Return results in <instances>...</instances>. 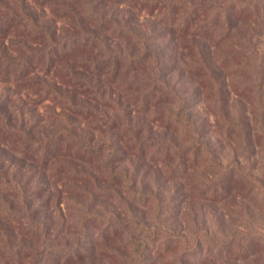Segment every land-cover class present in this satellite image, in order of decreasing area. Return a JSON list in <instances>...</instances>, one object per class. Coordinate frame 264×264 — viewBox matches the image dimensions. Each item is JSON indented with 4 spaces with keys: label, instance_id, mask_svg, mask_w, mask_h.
<instances>
[{
    "label": "trees",
    "instance_id": "16d2710c",
    "mask_svg": "<svg viewBox=\"0 0 264 264\" xmlns=\"http://www.w3.org/2000/svg\"><path fill=\"white\" fill-rule=\"evenodd\" d=\"M155 4L154 0H0V149H4L0 150V264H83L86 257L81 251L96 244L111 261L146 264L148 252L164 254L176 244L187 253L204 246L195 239L187 245L186 238L172 234L155 247L159 239L154 233L163 232L162 224L157 220L149 226L139 219L131 200L139 182L136 173L143 186L148 175L163 171L175 182L174 188L184 186L187 196L201 200L220 194L225 199L236 190L239 177L234 170H242V161L236 156L226 166L217 161L204 137V125L186 113L190 107L172 84L170 76L176 70L196 80L211 101L215 131L236 142V151L245 154L247 162L259 157L261 166L251 169H261V177L248 180L259 185L264 200V50L254 48L263 29L221 25L232 16L230 7L201 21L198 9L189 13L167 5L161 13ZM141 19L148 23L143 24L144 32ZM247 47L256 57L260 52L261 59L252 60ZM231 95L244 105L235 120L228 111ZM46 102L45 108L65 125L42 141L28 127L37 124L35 114L30 112L25 119L24 110ZM246 107L254 112L251 118ZM157 122L162 133L150 127ZM83 123L101 139L82 136L78 130ZM4 151L21 160L3 157ZM126 160H134L130 169L122 166ZM27 163L39 170H26ZM87 165L92 170H86ZM212 168L219 169L223 179L218 177L210 191L206 185ZM68 182L77 183L73 190L90 202L82 207L78 222H65L81 232L74 247H55L45 228L39 231L33 226L42 205L36 201L56 196L55 207L61 211V194L54 191H59L58 183ZM112 197L126 205L125 219L115 211L104 210L103 215L91 211L98 198L117 203ZM137 198L140 208L153 204L162 210L154 194L140 193ZM9 222L31 240L36 233L43 239L15 246L7 233ZM235 237L220 244L209 239L208 249L232 247ZM184 258L170 262L183 264Z\"/></svg>",
    "mask_w": 264,
    "mask_h": 264
},
{
    "label": "rangeland",
    "instance_id": "374dc122",
    "mask_svg": "<svg viewBox=\"0 0 264 264\" xmlns=\"http://www.w3.org/2000/svg\"><path fill=\"white\" fill-rule=\"evenodd\" d=\"M127 1L130 2L131 0ZM142 1L144 0H141V2ZM154 1L156 3L157 12L161 11V13L168 9L167 5L174 9H184V11L189 13L193 9H198L202 11L199 19L201 21L205 18L212 19L215 14L230 7L232 16L221 25L227 24L237 28L251 27L253 29H263L264 33V0ZM246 7L247 9H245ZM248 11H250L249 15L243 14V12ZM146 12H144V14ZM251 13H254L255 18L251 17ZM143 24L146 26L148 23H145L143 19H141V30L144 32L145 27ZM254 48L258 51L264 50V36L261 37V42L259 41L257 46L255 44ZM248 51L251 54L252 60L261 59V51L258 53L257 57L253 54L251 48H248ZM174 55H176V52H174ZM169 56L172 57V54H169ZM188 61L190 62L189 59ZM179 65H182V63H179ZM169 66L173 68V61L170 62ZM170 77L172 84L176 85V90L180 92L187 106L190 107V111L186 113L191 114L199 125H204V137L210 140V149L217 156V161L226 166L236 156L242 161V170H234L237 173L236 178L239 177V179L236 184V190H234L228 198L223 199V197L226 196L220 194L218 197H210L208 200L198 199L191 196L189 193L187 196L184 186L180 187L179 184L174 188L173 184L175 182H171L163 171L160 173L153 172L151 176L148 175L146 184L143 186H141V181L138 178L139 174L136 173L135 179L139 182H137L134 187L135 193L131 194V200L137 206V211H134V214L139 219H144L149 226H154L155 222L158 220V222L162 224V228H164L162 229L163 232L159 230L158 233H154L155 237L159 239L155 247L158 248V244L170 239L169 237L172 234L186 238L187 245L193 243V239L199 240L204 244V246L200 248L201 250L188 248L190 250L187 253H183L180 250L182 248L176 244V246L171 245L169 248L171 250L164 254L157 255L155 252H148L146 264H171L170 260L175 261L174 258L183 256L185 257L183 259V264H264V200L262 199V191L259 185L252 180H248L250 176L253 178L261 177V169H251V167H255L256 165H258V167L261 166L257 164L259 157L254 156L250 158V162H247V160H245V154L236 151L238 150V144L236 142L223 139L222 136L215 131L214 126L217 119L211 113V108L208 107L211 101L207 100L205 95L200 92L196 80L190 81V75L188 73L183 76L178 70L173 71ZM32 97L33 96H31V98ZM236 98L235 95H231L229 100L230 104L228 111L232 120H235V117H237L239 112L244 108V105L238 103ZM45 105H48V102L38 106V108L34 110L30 105L24 110L25 119H27L28 116L30 117V112L35 114L33 120H36L34 122L37 124L28 127L33 129V135L36 139L42 141L54 131L58 130L60 126L65 125L63 121L55 118V115H53L54 113L45 108ZM246 110V113H248L247 117L251 118V113L252 115L254 113L252 108L246 107ZM160 125L161 124L157 122L150 125V127L154 132L162 133ZM79 129L78 131H80V134L84 137H93L96 141L101 139L100 134L89 131L88 128L85 127V123H83L82 127ZM234 138L237 139L238 137L234 136ZM178 145L183 146L184 144L180 142ZM2 153H4L3 157L6 156L7 159H12L13 162L16 160L19 162L21 160L20 157L16 156L12 158V155H9L10 153L7 154L5 151ZM205 158H207V156ZM129 163L134 164V160H131V162L126 160L122 165L123 168L130 169L131 164ZM25 166V169L28 171L39 170L38 165L27 163ZM85 168L88 171L92 170V167L88 165L85 166ZM209 172L210 173L207 174L208 183L206 188H210V191H213L218 177L223 179V173L217 168H212ZM204 174L203 172L202 175ZM35 179L38 180V175ZM47 180L50 182L49 178H47ZM53 183L55 182L51 181V183H49L51 190L55 187ZM60 183H58L59 191L55 190L54 193L61 194L60 199L62 203L59 205L61 211L55 207L57 201L56 196L52 201L44 200L45 196L41 197L36 201L37 204L41 203L42 205H40L39 214L34 218L33 226L39 228V231L45 228L48 232V237L52 240L53 246L63 247V244H67L68 247H74L75 240L80 237L81 232L74 227L70 228V224L65 222L67 220H70V222H78L82 217V207L84 204L88 205L90 201L83 199L79 196L78 191L73 190L78 186L77 183ZM126 191L127 189L122 191L123 195ZM140 193L158 196L162 210L159 212L153 204L149 205L146 209L138 207L141 206L140 199L137 198L140 196ZM124 197L126 198L125 195ZM112 199L117 201L115 197H112ZM118 201L115 203L111 198H98L96 209H91V211H99L101 214L104 210L108 212L115 211V213L122 216V219H125L127 216L124 210L126 205ZM82 203L83 205H81ZM5 224L7 233L11 236L15 246L19 245L20 242L38 243L43 239L36 233L31 240L15 223L11 224L9 222ZM68 229H70V231ZM241 232L244 234L239 235ZM236 234L237 236L235 237ZM234 237L235 243L232 247L226 246L223 248L225 250L222 251L208 249V247L212 248V246L207 245L210 243L209 239L220 244L232 238L234 239ZM250 241H253L252 247H249ZM85 247L86 249L81 251L86 257L82 262L83 264H119L117 261H111L105 257L104 249H99L100 246L97 244L95 246L88 245ZM89 247H94L95 249H89ZM172 255L173 257H171ZM54 258L53 256L52 259ZM51 262L52 260L50 263Z\"/></svg>",
    "mask_w": 264,
    "mask_h": 264
}]
</instances>
